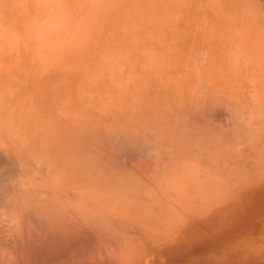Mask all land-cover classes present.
I'll use <instances>...</instances> for the list:
<instances>
[{"label": "rangeland", "instance_id": "374dc122", "mask_svg": "<svg viewBox=\"0 0 264 264\" xmlns=\"http://www.w3.org/2000/svg\"><path fill=\"white\" fill-rule=\"evenodd\" d=\"M231 9L0 0V264H90L175 233L206 247L193 264L264 259V112L229 108L202 49Z\"/></svg>", "mask_w": 264, "mask_h": 264}, {"label": "crops", "instance_id": "0c3cea01", "mask_svg": "<svg viewBox=\"0 0 264 264\" xmlns=\"http://www.w3.org/2000/svg\"><path fill=\"white\" fill-rule=\"evenodd\" d=\"M263 8L264 0H232L231 12L225 11L227 14L223 13V19L217 20V25L222 24L223 30L220 31L217 26L216 39L208 40L206 47L202 45V49L204 53L206 49L208 57L210 80H216L218 85L221 81L231 82L232 105L235 101L234 111L238 112L239 110V115L246 112L245 108H249L250 114L256 113V107L264 112ZM248 75L250 76L248 77ZM236 76L238 78H235ZM239 77L241 78L239 79ZM246 81L249 89L244 88ZM219 92L220 90H218ZM237 102L239 103L237 104ZM234 119L236 121L235 116ZM199 239L201 241L202 238ZM127 240L128 238L126 241H122L119 246L116 244L104 245L102 249L106 253L91 260L88 259V261L94 262L90 264H177L175 248L180 244H177L178 237L176 233L175 236H170L167 239L168 244H164V249L136 251L132 246H129ZM164 241L166 242V238ZM198 244L202 245V243ZM188 258L189 260L186 262L193 264L191 256H188ZM201 262L204 263L200 259L197 264H201Z\"/></svg>", "mask_w": 264, "mask_h": 264}, {"label": "bare ground", "instance_id": "6f19581e", "mask_svg": "<svg viewBox=\"0 0 264 264\" xmlns=\"http://www.w3.org/2000/svg\"><path fill=\"white\" fill-rule=\"evenodd\" d=\"M264 9V8H263ZM241 52V51H240ZM244 55H246V54H244ZM251 64H253V63H251ZM251 66V65H250ZM254 66V65H253ZM252 66V67H253ZM255 67V66H254ZM256 69V68H255ZM257 70V69H256ZM240 76V75H239ZM250 75H248V77H249ZM258 77V76H257ZM235 78H238V76H236ZM241 77H239V79H240ZM238 79V80H239ZM246 79V78H245ZM235 80V79H234ZM239 81H242V80H239ZM245 81V80H244ZM244 86V85H243ZM248 88L249 89V87H248V83H247V81H246V84H245V87L244 88ZM251 92V91H250ZM233 94V93H232ZM246 94H247V92H246ZM227 95V94H226ZM246 96V95H245ZM218 97V96H217ZM212 98H213V96H212ZM220 98H221V96H220ZM246 98H248L247 96H246ZM224 99V98H223ZM249 99V98H248ZM207 100V99H206ZM213 100V99H212ZM229 100V99H228ZM232 100V99H231ZM230 100V101H231ZM234 100V99H233ZM211 101V100H210ZM248 101V100H247ZM218 102H219V100H218ZM226 101H225V99H224V102L223 103H225ZM235 102V101H234ZM234 102H233V106H234ZM206 103H208V102H206ZM230 103V102H229ZM239 102H237V104H238ZM249 103V102H248ZM231 104V105H230ZM229 104V106H231V107H229V108H235V106L234 107H232V103H230ZM211 105V104H210ZM214 105V104H213ZM227 105H228V103H227ZM250 105V104H249ZM237 107V106H236ZM238 107H240V106H238ZM252 108V107H251ZM257 108V107H256ZM234 110V109H233ZM236 110V109H235ZM236 114H239V110H238V112H236V111H234ZM241 114V113H240ZM237 116V115H236ZM244 116V115H243ZM245 117H247L248 119H249V117H248V115H246ZM237 118H238V120L237 121H240L241 120V116L239 117V116H237ZM240 118V119H239ZM255 128V127H254ZM65 219H63V221H64ZM70 221H72V219H69ZM65 221H67V220H65ZM59 225H60V222L58 223ZM61 224H63L64 225V222H62ZM69 224H71V223H69ZM69 224H67L66 226L64 225V226H60V230L59 231H61L62 230V228L63 227H65V229L67 228V227H69L68 225ZM71 226V225H70ZM72 228L74 227L73 225L71 226ZM74 230H75V228H73ZM73 229H72V231H73ZM3 230V229H2ZM1 230V231H2ZM63 231V230H62ZM68 231V232H67ZM69 231L70 230H67L66 229V231H63V234H64V232L65 233H67L68 235H69ZM76 231V230H75ZM75 231H74V235H76L75 234ZM4 232H6L5 230H4ZM8 233V232H7ZM73 233V232H72ZM78 233V232H77ZM9 234V233H8ZM59 234V233H58ZM63 234H61V236L62 237H65ZM71 234V233H70ZM72 235V234H71ZM71 235H70V237H68L67 239H70V238H73L74 239V237L72 236L71 237ZM2 236H4V234L2 233ZM5 237H8V236H6L5 235ZM61 237V241L63 242V240H64V242L66 241V239H63ZM79 237V236H78ZM1 238L2 237H0V240H1ZM9 238H10V236H9ZM60 238V237H59ZM59 238H58V240H59ZM76 238V237H75ZM4 239V238H3ZM6 240H8V238H5ZM73 239H70V240H72V242H73ZM179 239H181V238H179ZM5 240V241H6ZM60 241V242H61ZM69 241V240H68ZM179 240H177V242H178ZM214 241V240H213ZM4 242V241H3ZM71 241H69V243H70ZM217 242V241H216ZM10 243V242H9ZM74 243V242H73ZM8 244V243H7ZM68 244V243H67ZM72 244V243H71ZM75 244V243H74ZM181 245H179V246H177L175 249H176V251H179L180 253H182L183 254V256H181L180 257V255H178V254H176V256H177V264H190V263H188V262H186V261H188L189 260V258H188V256H191V258L192 257H195V256H197V255H199V256H201L202 254H206L205 252H207L206 251V247L202 244V245H200V244H197V243H193L192 242V244H190V245H187V244H184L183 242L182 243H180ZM0 245H2V242H1V244ZM11 245V244H10ZM70 245V244H69ZM3 246V245H2ZM59 246V245H58ZM62 246V245H61ZM65 246V245H64ZM6 247H7V245H6ZM1 248V247H0ZM3 248H5V247H3ZM217 249L219 248V245L216 247ZM215 249V248H214ZM3 249L1 248V251H2ZM8 250V249H7ZM175 251V252H176ZM4 252V251H3ZM6 252V251H5ZM8 252V251H7ZM235 252V251H234ZM11 254H13V253H11ZM10 254V255H11ZM17 254L19 255V253L16 251V256H17ZM23 254V253H22ZM22 254L20 255V256H22ZM6 255V254H5ZM9 256V254L7 255V257ZM19 256V258H21ZM26 256H27V254H26ZM238 256H239V259H235V258H232V259H229V261H227V262H225L224 260L221 262V263H215V264H264L262 261L264 260V259H262V254L260 253V252H257L256 250H250V251H248V250H244V252L243 253H238ZM11 257L12 256H10V258L9 259H11ZM18 257V256H17ZM17 257H16V259H17ZM29 257V256H28ZM32 257V256H31ZM12 258H15V256H14V254H13V257ZM26 258V257H25ZM3 259H4V257H3ZM8 259V258H7ZM8 259V260H9ZM16 259H15V261H16ZM24 259V258H23ZM27 259V258H26ZM29 259V258H28ZM199 259V258H198ZM6 260V259H5ZM6 261L5 262V264L7 263V262H9V261ZM13 261V260H12ZM18 262H19V260H17ZM28 262V261H27ZM9 263H11V262H9ZM22 263V262H21ZM120 263V262H119ZM121 263H122V261H121ZM13 264V263H12ZM15 264V263H14ZM16 264H18L17 262H16ZM23 264V263H22ZM124 264V263H123ZM201 264H204L203 262H201ZM205 264H207V263H205Z\"/></svg>", "mask_w": 264, "mask_h": 264}]
</instances>
